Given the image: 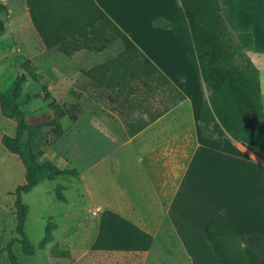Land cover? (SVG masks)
Segmentation results:
<instances>
[{"label":"rangeland","instance_id":"obj_1","mask_svg":"<svg viewBox=\"0 0 264 264\" xmlns=\"http://www.w3.org/2000/svg\"><path fill=\"white\" fill-rule=\"evenodd\" d=\"M229 41L238 44L237 34L230 33ZM41 42L25 1L0 0V90L10 89L16 76L26 75L12 96L25 112L26 123L36 125L24 133L23 141L39 164L47 162L60 169L77 171L73 176L47 177L30 192L22 194V200L29 208L25 233L35 249L32 255H25L19 243L14 242L11 250L17 262L188 264L174 243L166 242L161 233L149 253H129L125 258L116 259L90 250L103 209L115 210L120 204L117 198H129L120 206L128 211L133 207V214L137 215L140 206L133 198L153 199L162 189L166 175L151 168L144 172L141 167L144 163L132 158L129 146L124 147L118 157L115 155L113 162L102 156L99 159L103 151L99 144L104 139L99 138L96 129L113 124L116 127L113 132L117 131V139L122 143L127 139L126 125L140 114L131 107V100L148 102L151 110L161 109L166 97L164 84L157 76L146 79L132 73L127 76L128 87L118 94L116 90L94 82L85 71L118 56L122 50L118 42L110 43L98 52L80 50L70 56L63 55L56 48L44 49ZM240 52L245 53V49ZM233 61L243 64L242 57L237 54ZM29 72L35 76L32 78ZM43 85L51 98L68 112L57 119L62 128L60 135L55 133L53 122L47 118L52 116L48 109L51 98L44 96ZM70 116H75L76 120ZM14 131V119L5 118L0 113V138L2 134L13 135ZM104 146L105 155L115 153L113 145L106 143ZM121 147L122 144L117 149ZM24 172L20 159L7 151L0 141V264H11L7 246L12 238L18 237L14 229L16 215L12 192L24 182ZM175 174L176 171L169 173L168 185L175 181ZM167 191L166 185L165 194ZM236 213L242 215L245 210H236ZM228 243L240 256L238 244L234 240Z\"/></svg>","mask_w":264,"mask_h":264},{"label":"trees","instance_id":"obj_2","mask_svg":"<svg viewBox=\"0 0 264 264\" xmlns=\"http://www.w3.org/2000/svg\"><path fill=\"white\" fill-rule=\"evenodd\" d=\"M33 27L46 49L56 48L63 55L70 56L79 50L101 51L106 45L118 42L122 50L113 60L93 66L85 73L96 83L122 94L128 87L127 76L141 75L146 79L157 76L164 84L165 104L161 109L151 110V104L131 100L132 108L140 114L126 125L128 136H132L149 123L167 112L171 106L183 100L166 77L152 64L138 47L114 22L95 4L94 0H25ZM155 25L170 28L178 38L187 59L194 66L205 94L198 112L197 123L201 135L222 143L226 137L264 152V136L256 130L244 127V117H256L264 121V109L260 98L258 70L246 53L252 44L250 33H238V44L229 41L232 33L223 16L218 0H177L172 18L153 20ZM236 54L243 64L233 61ZM27 63V62H26ZM131 68V72L129 71ZM33 78L35 74L29 72ZM26 75L15 77L11 88L0 90V113L14 119L13 135L2 134L0 141L4 148L16 155L24 166V182L18 185L14 195L16 215L15 233L7 246L11 264L17 262L11 245L19 243L25 255H32L34 245L25 233V221L29 208L22 200V194L30 192L41 180L53 175H76L75 169H60L35 160L28 144L23 141L24 133L34 124H27L25 112L13 101L12 96ZM44 96L50 97L45 85ZM132 92V91H131ZM129 101V100H128ZM130 103V102H129ZM57 135L62 133L58 118L68 115L53 98L48 103ZM76 120L75 116H70ZM205 231L216 257L222 264H258L256 254L241 244L234 226L222 215H217L205 225ZM229 240L238 244L240 256L230 248ZM153 236L110 210L103 209L99 215L98 228L90 250L92 251H137L150 249ZM65 253V252H64ZM72 264H76L72 262Z\"/></svg>","mask_w":264,"mask_h":264},{"label":"crops","instance_id":"obj_3","mask_svg":"<svg viewBox=\"0 0 264 264\" xmlns=\"http://www.w3.org/2000/svg\"><path fill=\"white\" fill-rule=\"evenodd\" d=\"M94 2L184 96L134 135L128 136L125 131L127 139L122 143L117 139V131L113 132L116 128L113 124L96 129L99 138L104 139L99 144L103 150L99 159L104 157L113 162L114 156L118 157L129 146L132 158L144 163L141 165L144 172L151 168L166 173L162 191L153 199L132 197L140 206L137 215L133 214V207L128 211L120 206L129 198L116 197L120 204L112 211L150 233L152 245L161 233L166 242L174 243L188 264H222L205 231L209 220L222 215L236 229L241 244L256 254L258 264H264V152L231 138L220 143L201 135L197 116L205 94L198 74L174 32L153 23L156 18L169 21L177 0ZM218 2L230 31L252 36V44L245 53L258 70L264 109V0ZM106 143L113 145L114 154L105 155ZM173 171L175 181L168 185L167 177ZM236 210L245 213L240 215ZM150 249L98 252L117 259L129 253H149Z\"/></svg>","mask_w":264,"mask_h":264},{"label":"water","instance_id":"obj_4","mask_svg":"<svg viewBox=\"0 0 264 264\" xmlns=\"http://www.w3.org/2000/svg\"><path fill=\"white\" fill-rule=\"evenodd\" d=\"M243 124L246 128H251L256 130L259 134L264 136V121L256 117H244Z\"/></svg>","mask_w":264,"mask_h":264}]
</instances>
